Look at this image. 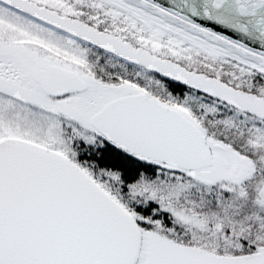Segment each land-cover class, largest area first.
Segmentation results:
<instances>
[{
	"label": "snow or ice",
	"instance_id": "snow-or-ice-1",
	"mask_svg": "<svg viewBox=\"0 0 264 264\" xmlns=\"http://www.w3.org/2000/svg\"><path fill=\"white\" fill-rule=\"evenodd\" d=\"M0 264H264V0H0Z\"/></svg>",
	"mask_w": 264,
	"mask_h": 264
}]
</instances>
